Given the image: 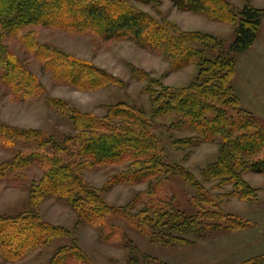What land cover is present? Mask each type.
<instances>
[{"label": "trees", "instance_id": "trees-1", "mask_svg": "<svg viewBox=\"0 0 264 264\" xmlns=\"http://www.w3.org/2000/svg\"><path fill=\"white\" fill-rule=\"evenodd\" d=\"M129 1L0 0V80L12 100L29 99L43 92L37 76L6 45L18 34L25 52L58 84L92 90L122 83L103 67L38 40L33 29L21 33L25 27L91 32L101 41L127 39L161 53L168 72L192 63L196 67L188 84L171 86L143 68L130 65L131 76L146 82L142 91L149 96V112L144 106L117 100L105 104L104 112L98 114L61 98L46 97L49 105L72 125L73 132L60 139L38 128L0 121L2 143L20 145L0 162V180H25L24 172L30 166L41 169V174L27 185L24 208L0 215V257L6 261L18 260L38 246L64 239L47 264H90L77 245L74 230L43 218L39 206L47 197L68 205L76 214L75 226L96 227L105 241L116 234L115 228L105 229L112 216L127 220L150 241L163 245L188 243L191 232L199 236L200 232L219 227L234 230L249 226V220L223 212L220 205L214 207L218 199L206 183L216 180L215 188L229 185L221 193L228 198L251 201L257 196L258 190L243 173L264 172V127L251 111L240 106L232 81L236 55L254 42L262 8L249 4L236 8L229 0H170L178 10L235 23L234 37L225 45L213 33L181 28L163 16L158 5L153 6V14ZM166 116H170L165 124L167 132L174 128L192 133L176 139L169 134L171 146L176 149L218 139L217 157L202 168L201 179L180 161L167 157L163 137L156 132L161 125L158 120ZM119 164L124 168L108 175L102 186L90 184L83 176L85 169ZM171 175H178L193 188L189 201L198 206L195 212L187 213L170 197L153 196L157 195L153 183L158 186ZM143 182L148 184L147 198L136 212L132 211L138 203L136 198L125 205H114L104 196L113 185ZM126 264H136V257L131 254ZM237 264H264V252Z\"/></svg>", "mask_w": 264, "mask_h": 264}, {"label": "rangeland", "instance_id": "rangeland-1", "mask_svg": "<svg viewBox=\"0 0 264 264\" xmlns=\"http://www.w3.org/2000/svg\"><path fill=\"white\" fill-rule=\"evenodd\" d=\"M236 8L249 4L262 8L260 25L252 45L236 55L235 73L232 81L234 91L239 98L240 106L251 111L264 127V0H229ZM131 4L156 14L153 6L158 5L163 16L178 23L185 30H202L213 33L228 45L234 37L235 23L214 21L203 15L178 10L170 0H130ZM29 29L36 31L38 40L53 44L74 56L91 61L122 80L120 84H109L92 90H78L67 84L53 81L50 73L42 70L40 63L25 52L17 38L9 40L6 45L17 55L37 76L43 87L39 96L29 99H11L9 90L0 80V121L15 127L38 128L51 133L56 139L63 134L72 133L73 128L68 118L61 115L46 101V97L64 99L81 110L98 114L104 112L103 106L119 100L144 106L149 112V96L142 88L146 84L131 76L130 65H136L158 77L166 85L182 86L188 84L195 76L196 67L189 64L181 69L168 72V63L157 51H150L137 46L127 39L101 41L93 33H71L51 27H25L21 33ZM170 116L159 119L157 127L166 145L167 157L180 161L190 169L197 178L204 166L217 157L218 139L211 142H198L183 145L176 149L171 146L169 134L175 139L192 134L189 131L170 129L167 124ZM166 124V126H165ZM20 148L17 142L5 146L0 140V162L9 157L13 149ZM124 164L96 166L85 169L83 176L87 182L102 186L108 175L122 170ZM26 179L0 180V215L14 214L24 208L28 200L27 185L41 174L37 165L25 170ZM243 177L255 187L257 196L254 200L245 201L236 197L228 198L221 193L230 186L215 188L216 180L206 183V188L215 195L216 206L223 212L232 213L237 217L249 220V226L229 230L219 227L213 230L190 233L189 242L185 244H160L150 241L138 232L125 219L112 216L108 220V231L116 229L115 236L105 241L98 228L82 224L75 226L76 214L64 202L55 197L45 198L39 206L43 218L74 230L77 245L83 251L90 264H126L129 256L136 257V264H237L250 255L264 252V172H244ZM164 182V181H162ZM155 197H170L174 204L193 213L198 206L191 204L189 198L194 194L193 188L178 175H171L168 181L156 186ZM146 182L138 184H116L104 192L108 202L114 205H125L136 198L137 204L132 209L136 212L146 200ZM220 195V197H219ZM205 207L211 208L205 204ZM223 226V225H222ZM64 239H56L45 246H38L14 261H6L0 257V264H47L52 253Z\"/></svg>", "mask_w": 264, "mask_h": 264}]
</instances>
